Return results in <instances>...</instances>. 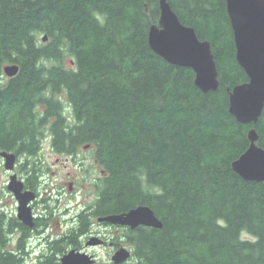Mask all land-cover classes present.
Segmentation results:
<instances>
[{
    "label": "trees",
    "instance_id": "16d2710c",
    "mask_svg": "<svg viewBox=\"0 0 264 264\" xmlns=\"http://www.w3.org/2000/svg\"><path fill=\"white\" fill-rule=\"evenodd\" d=\"M168 1L209 41L216 90L202 92L190 68L150 48L158 0H0V151L32 158L46 136L66 155L90 146L102 170L90 214L143 204L162 222L122 227L131 250L122 264H264V186L231 167L250 128L264 148V108L251 124L228 111L227 88L247 77L225 0ZM11 63L19 71L7 77ZM29 167L24 185L36 190L39 170L34 160ZM80 218L69 245L89 232L88 215ZM17 228L18 249H5ZM29 233L16 216L0 215V264H30L21 253ZM59 242L34 264H58L67 244Z\"/></svg>",
    "mask_w": 264,
    "mask_h": 264
},
{
    "label": "water",
    "instance_id": "95a60500",
    "mask_svg": "<svg viewBox=\"0 0 264 264\" xmlns=\"http://www.w3.org/2000/svg\"><path fill=\"white\" fill-rule=\"evenodd\" d=\"M232 30L235 58L247 80L227 88L228 111L243 124L256 123L264 108V0H225ZM159 18L148 28V44L161 58L172 65L187 67L194 72V84L202 91L218 88V70L211 45L200 39L192 26L183 24L168 0H158ZM47 36L43 35V41ZM19 71L16 63L7 64L3 72L7 77ZM247 148L231 162V167L242 179L260 182L264 186V148L258 145L259 135L254 127L247 132ZM88 146V145H87ZM3 166L11 172L7 189L13 194L17 206V219L29 228L34 226L31 202L36 192L25 188L14 168L18 155L0 151ZM99 223L134 229L138 226L161 228L162 222L148 205H137L126 211L97 217ZM98 236H91L86 246L102 244ZM131 256L128 247L120 246L111 256L112 264H122ZM95 259L85 251L71 249L60 257V264H94Z\"/></svg>",
    "mask_w": 264,
    "mask_h": 264
},
{
    "label": "rangeland",
    "instance_id": "374dc122",
    "mask_svg": "<svg viewBox=\"0 0 264 264\" xmlns=\"http://www.w3.org/2000/svg\"><path fill=\"white\" fill-rule=\"evenodd\" d=\"M70 59L67 60L66 66H70ZM65 105V113L70 114L69 107ZM76 159L69 158L64 153H58L52 149L51 139L49 136L43 138L41 148L35 157L19 156L17 158L14 172L20 178L25 180L30 162L34 160L39 170L36 191L39 192V200L35 205V211L41 213H52L51 224L54 226V237L61 238L63 235H69L72 227L75 225L76 215L82 209L93 204L96 198L95 179L102 175L100 167L93 159L92 150L84 149L83 146L78 148ZM28 160V161H27ZM27 163L25 164V162ZM22 164H25L23 166ZM26 167V168H25ZM27 169V170H26ZM11 172L5 170L3 159H0V215L11 217L16 215V200L13 194L7 189V182ZM69 182H72V189H69ZM93 225L90 234H99L105 243L86 246L85 243L77 245H64L63 251L57 254L58 264L64 253L71 249L85 251L92 254L95 259L94 264H112L111 256L120 246L128 247L125 241V230L122 226L107 225L99 223L95 217L91 219ZM88 234V233H87ZM36 235V234H35ZM57 235V236H56ZM14 235L5 249L17 250V243H13ZM244 238H251L250 235L242 233ZM37 236H34V239ZM10 239V235H9ZM27 240L21 253H26L27 260L34 264L37 254L41 251L46 253L47 244L37 243V240ZM69 240V237H67ZM80 244V245H79ZM80 246V247H79ZM51 247V244H50ZM49 247V249H50ZM51 252V251H50ZM57 264V263H55Z\"/></svg>",
    "mask_w": 264,
    "mask_h": 264
},
{
    "label": "flooded vegetation",
    "instance_id": "af4514ba",
    "mask_svg": "<svg viewBox=\"0 0 264 264\" xmlns=\"http://www.w3.org/2000/svg\"><path fill=\"white\" fill-rule=\"evenodd\" d=\"M84 149H88V150H91V147L90 146H83ZM52 149H53V146H52ZM79 151V150H78ZM76 152L74 154H71V155H68L69 158H73V159H76V157L78 156L79 152ZM102 171V170H101ZM17 174V173H16ZM18 176V174H17ZM19 179H22L18 176ZM100 178V177H99ZM98 178V179H99ZM98 179H95L98 180ZM23 180V179H22ZM25 180H23L24 182ZM97 182V181H96ZM96 184V183H95ZM69 189H72V182H69ZM36 192V199L33 200L31 202V208H32V213H33V217H34V226L32 228H30V233L29 235L27 236V238L25 239V243L27 240H33L34 239V236H37L35 239L37 240V243H46L47 244V248H45L46 253H44L43 251L40 252V254H37L36 256V259H39L41 258L43 255L47 254V252L49 253L51 250L49 249V243H55L56 241L60 240L59 243H71V242H68V240L66 239L67 237L70 236L71 233H69V235H63L61 238H58V237H54V226L51 224V220L53 217V214L52 213H37L34 209H35V205L38 203V200H39V192L34 190ZM86 209V208H85ZM82 209L81 212H79L75 217H76V220H75V225L72 227V229L76 230L80 225V221H81V218H80V215L81 214H87L88 215V220H89V232L88 234L87 233H84V234H79L75 237V242L73 243H87L88 239L91 237V236H98L100 237L99 234H90L91 233V227L93 225V222L91 221V219L93 217H95L97 219L96 216H93L91 215V209ZM16 216V215H15ZM17 218V217H16ZM22 223V222H21ZM73 230V231H74ZM72 232V231H71ZM17 236L15 237L13 243H20L19 240L22 238V231L20 229H15L13 230L11 233H10V239L9 241L12 239V237L14 235ZM36 234V235H35ZM57 236V235H56ZM34 239V240H35ZM102 239V238H101ZM103 240V239H102ZM103 243H105V240H103ZM80 245V244H79ZM80 247V246H79ZM26 254V253H25ZM92 255V254H91ZM93 256V255H92ZM94 257V256H93ZM60 258V257H59Z\"/></svg>",
    "mask_w": 264,
    "mask_h": 264
}]
</instances>
